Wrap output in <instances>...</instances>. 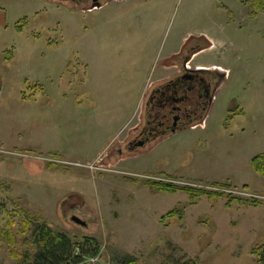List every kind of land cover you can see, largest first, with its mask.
I'll list each match as a JSON object with an SVG mask.
<instances>
[{
    "label": "rangeland",
    "instance_id": "1",
    "mask_svg": "<svg viewBox=\"0 0 264 264\" xmlns=\"http://www.w3.org/2000/svg\"><path fill=\"white\" fill-rule=\"evenodd\" d=\"M261 4L121 0L82 13L51 0H0V135L20 134L0 144V264L21 262L8 233L31 261L44 224L97 240L100 257L88 264L126 257L137 264H258L252 250L264 245V177L252 159L264 155ZM190 41L213 47L187 66L223 77L208 131L130 153L125 144L138 121H125L146 86L179 71L164 69L163 59L173 50L188 56ZM70 90L81 105L66 110ZM147 177L174 179L181 189L217 186L225 197L192 202L185 192L155 191ZM176 209L180 219L162 224Z\"/></svg>",
    "mask_w": 264,
    "mask_h": 264
},
{
    "label": "flooded vegetation",
    "instance_id": "2",
    "mask_svg": "<svg viewBox=\"0 0 264 264\" xmlns=\"http://www.w3.org/2000/svg\"><path fill=\"white\" fill-rule=\"evenodd\" d=\"M74 6L79 12L94 13L121 0H51ZM187 59V56L184 57ZM190 60V59H189ZM189 60L180 64V72L152 87L144 97L142 119L134 128L125 149L145 150L172 135L202 124L219 86V75L212 71L188 69Z\"/></svg>",
    "mask_w": 264,
    "mask_h": 264
},
{
    "label": "trees",
    "instance_id": "3",
    "mask_svg": "<svg viewBox=\"0 0 264 264\" xmlns=\"http://www.w3.org/2000/svg\"><path fill=\"white\" fill-rule=\"evenodd\" d=\"M261 2L262 0H254V3H256L259 8L263 7ZM18 28H22V26H19ZM190 42H188L187 44V47H190L189 51L187 52V55L189 54L187 56V59H185L184 57L181 59V55L179 57V60H182V62L189 60L193 55L211 47V45L206 41L203 42L202 47H198L195 42ZM193 45L194 48H192ZM222 79L223 77L220 76L218 79L219 83H221ZM24 97L25 99L27 98V96ZM194 125H197V123H195ZM52 156L53 158H59V155L57 154ZM54 166L56 165L50 164L49 168H53ZM252 167L256 173L264 177V155L253 158ZM146 185L150 186L152 189L159 193L165 192L169 194H176L178 192H185L190 196L192 202H195L197 199L203 198L205 196H208L210 199L225 197V195L222 193L207 194L205 191H198L191 188L181 189L175 186L152 184L148 182L146 183ZM251 203L257 208L261 207V203L257 200L252 201ZM180 214L181 212L176 209L161 218V223H167L168 221H172L175 218L179 220ZM8 235L10 236L8 244L11 255H13V257L15 258H20V264H88V260H94L100 257V244L94 238L84 236L81 239H74L72 237H69L68 235L57 233L50 229L48 225L44 224L37 227L35 231L36 252L30 261L27 260V256L21 257L15 251V244L12 238V234L8 233ZM252 255L257 257L258 264H264V245L253 249ZM120 264H137V262L126 257L122 259Z\"/></svg>",
    "mask_w": 264,
    "mask_h": 264
},
{
    "label": "crops",
    "instance_id": "4",
    "mask_svg": "<svg viewBox=\"0 0 264 264\" xmlns=\"http://www.w3.org/2000/svg\"><path fill=\"white\" fill-rule=\"evenodd\" d=\"M212 47H213V44L211 45V47L210 48H208L209 50L210 49H212ZM208 49H206V50H208ZM206 50H204V51H206ZM203 52V51H202ZM202 52H199V53H197V54H195L193 57H192V59L189 61V64H187V65H190V64H192L191 62L193 61V60H195L196 59V57L200 54V53H202ZM182 55V54H181ZM179 57H180V53L177 51V50H173L168 56H166L164 59H163V62L165 61L167 64H168V66H167V68H164V69H169V71L171 70V69H176V68H179V71L177 72V73H175V74H178L179 72H180V64H179ZM188 69H192V67L191 68H189L188 66H186ZM208 68L207 67H205V66H196L195 68H193L192 70H207ZM175 74H173V75H171V73H169V75L167 76V77H164V78H161V79H158V81H156V82H154V83H152L151 84V86L150 87H145V90H144V92L143 93H145V95H144V97L146 96V94H147V92L152 88V87H154L155 85H157V84H159L160 83V81H162V80H166V79H168V78H170V77H173ZM148 77L149 76H147V73H145L144 74V79H145V81H146V83H145V85L147 84V80H148ZM157 77H160V73L158 74V76ZM73 92H74V90H70V91H68V93H65V95H64V100L62 101V103H61V106L63 105V108H65L66 110L70 107L69 105H81V101H79L78 100V96H76V98L75 99H71L72 97H70L71 95H73ZM77 93L79 94V91H77ZM143 93L141 92V97L139 98L140 100H141V98H142V95H143ZM75 94H76V92H75ZM82 95V94H81ZM145 99V98H144ZM23 100H28L27 98L25 99V97L23 98ZM139 100V101H140ZM214 100L215 99H213V102H214ZM27 102V101H26ZM80 102V103H79ZM143 102H144V100H143ZM143 102H139V104H138V106L132 111V114H130V117L125 121V124H124V126L126 125V127H127V125L133 120V118L135 117V118H137V121H138V123H137V125L140 123V121H141V119H142V115H141V112H142V108H143ZM213 102H212V104H213ZM93 103V102H92ZM78 107H81V106H78ZM212 105H211V108H210V110H209V112H208V114H210V112L212 111ZM208 116L209 115H207V118L205 119V121L202 123V124H199V125H196V126H194V127H192V128H190V129H188V130H185V131H183V132H180V133H177V134H175V135H172L171 137H169V138H167V139H165V140H163V141H159V143H166L167 141H169L170 139H172V138H174V136H177V135H179V134H183V133H185V132H190L193 136H195V134H197L198 132H201V131H203L204 129H205V131H208V123H207V119H208ZM130 119V120H129ZM128 121V122H127ZM136 125V126H137ZM7 127V123H6V125H5V128ZM8 128V127H7ZM132 133H133V131L131 132L130 131V137H131V135H132ZM11 135V134H10ZM7 135V133L6 132H4V134L2 135H0V144H2V142H4V143H14V138H16V136L14 137L13 135ZM19 133L17 134V141H18V139H20V137H19ZM8 136L10 137V138H8ZM107 139V140H106ZM109 139H110V136H108L107 138H105V140L106 141H109ZM129 140V139H128ZM158 144V143H157ZM152 148V147H151ZM24 149H27V148H24ZM98 152V151H97ZM130 153H132V152H130ZM52 155H55V154H57V155H59V159H60V157H61V153L59 152H52L51 153ZM161 175H165V176H169V177H172L171 176V174H167V173H161ZM238 186H241V187H249L248 186V184H246V183H241V184H239Z\"/></svg>",
    "mask_w": 264,
    "mask_h": 264
},
{
    "label": "built area",
    "instance_id": "5",
    "mask_svg": "<svg viewBox=\"0 0 264 264\" xmlns=\"http://www.w3.org/2000/svg\"><path fill=\"white\" fill-rule=\"evenodd\" d=\"M146 179L148 181H152L154 183H162V184H167V185H179L180 184L179 182H176V181L171 180V179L163 178V177H147ZM198 188L199 189H209V190H211L210 192L222 191V189H219L217 187H203V186H200ZM226 192H229L230 194H234V192H231V191H226ZM239 194H242V193H239ZM242 196L249 197L250 195H248L246 193H243Z\"/></svg>",
    "mask_w": 264,
    "mask_h": 264
},
{
    "label": "water",
    "instance_id": "6",
    "mask_svg": "<svg viewBox=\"0 0 264 264\" xmlns=\"http://www.w3.org/2000/svg\"><path fill=\"white\" fill-rule=\"evenodd\" d=\"M72 220H73V222L76 223L77 225H80V226L86 227L85 222H83L82 220H80L78 217H74Z\"/></svg>",
    "mask_w": 264,
    "mask_h": 264
}]
</instances>
